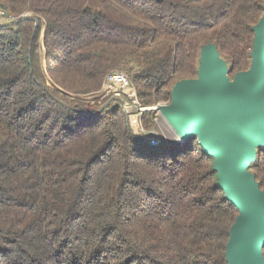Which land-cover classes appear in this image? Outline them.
<instances>
[{"label":"trees","instance_id":"obj_1","mask_svg":"<svg viewBox=\"0 0 264 264\" xmlns=\"http://www.w3.org/2000/svg\"><path fill=\"white\" fill-rule=\"evenodd\" d=\"M0 7L16 17L0 21V264H229L240 211L218 186L215 157L197 137L150 146L118 99L79 96L123 71L143 105L170 103L208 44L233 79L251 67L264 0ZM157 119L145 111V128ZM249 170L264 191V147Z\"/></svg>","mask_w":264,"mask_h":264},{"label":"water","instance_id":"obj_2","mask_svg":"<svg viewBox=\"0 0 264 264\" xmlns=\"http://www.w3.org/2000/svg\"><path fill=\"white\" fill-rule=\"evenodd\" d=\"M254 29L248 70L231 79L216 45H205L198 76L177 82L172 101L156 108L173 134L197 137L215 157L218 186L240 211L230 230L229 264H264V191L249 170L264 147V13Z\"/></svg>","mask_w":264,"mask_h":264},{"label":"built area","instance_id":"obj_3","mask_svg":"<svg viewBox=\"0 0 264 264\" xmlns=\"http://www.w3.org/2000/svg\"><path fill=\"white\" fill-rule=\"evenodd\" d=\"M0 17L8 19L9 21H14L16 19L13 15H8L5 10L0 7ZM103 93H105L107 97L113 96L114 98L119 100V104L121 108L125 111L129 118V122L133 133L136 137L146 140L150 146H159L161 143H171V142H179L177 140L173 141L170 138L161 137L157 135L154 131L148 130L145 128L143 124V114L148 110H156L159 105H164L168 103H159L155 106L148 107L141 103L138 97V92L135 86L133 85L130 77L123 71H112L110 72L103 84L102 89ZM99 91L95 94L79 96L82 98H86L88 100L93 99L95 97L100 98L102 91ZM99 94V95H98ZM69 96L75 98L76 96L73 94H69ZM97 95V96H96ZM88 98H87V97ZM92 96V97H91ZM96 102V101H95ZM158 124V119L156 120Z\"/></svg>","mask_w":264,"mask_h":264},{"label":"rangeland","instance_id":"obj_4","mask_svg":"<svg viewBox=\"0 0 264 264\" xmlns=\"http://www.w3.org/2000/svg\"><path fill=\"white\" fill-rule=\"evenodd\" d=\"M7 21L8 19H5V18H2L0 17V21ZM42 52L44 53V49L42 48ZM102 91V94L100 98H93V99H90L89 102L91 105H94L95 104V101H98V103H102L103 100H105L106 98V94L103 93V90ZM99 95V94H98ZM97 96V95H96ZM105 96V97H104ZM87 97V96H86ZM92 97V96H91ZM113 97V96H112ZM88 98V97H87ZM108 98V97H107ZM163 104V103H162ZM157 114H158V124H156V128L154 129L155 133L157 135H160L161 137H165V138H170L171 140L175 141V137H174V134L173 132H171V129L169 127V125L167 124V122L165 121V119H161L160 117L163 116L162 113L157 109L156 110ZM174 138V139H173ZM153 150H156L157 148H151Z\"/></svg>","mask_w":264,"mask_h":264},{"label":"bare ground","instance_id":"obj_5","mask_svg":"<svg viewBox=\"0 0 264 264\" xmlns=\"http://www.w3.org/2000/svg\"><path fill=\"white\" fill-rule=\"evenodd\" d=\"M174 137H175V140H177L179 142L184 141V138H185L184 135H183V133H181L180 131H175Z\"/></svg>","mask_w":264,"mask_h":264}]
</instances>
